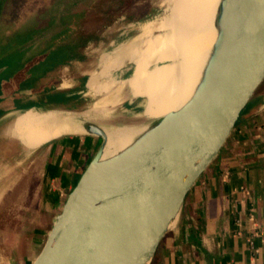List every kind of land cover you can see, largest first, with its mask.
Masks as SVG:
<instances>
[{
    "label": "water",
    "instance_id": "1",
    "mask_svg": "<svg viewBox=\"0 0 264 264\" xmlns=\"http://www.w3.org/2000/svg\"><path fill=\"white\" fill-rule=\"evenodd\" d=\"M216 22L218 36L203 79L181 107L150 183L126 209L125 186L151 133L147 129L103 158L106 130L82 121L86 133L102 137V143L31 264H164L180 239L174 230L191 231L203 212L189 208L196 187L225 177L253 108L259 99L264 103V90L259 91L264 84V0H222ZM5 68L1 65L0 73Z\"/></svg>",
    "mask_w": 264,
    "mask_h": 264
},
{
    "label": "crops",
    "instance_id": "2",
    "mask_svg": "<svg viewBox=\"0 0 264 264\" xmlns=\"http://www.w3.org/2000/svg\"><path fill=\"white\" fill-rule=\"evenodd\" d=\"M67 2L68 0H0V45H7L8 39L16 32L38 30L25 44L33 48L40 31L50 29L51 24L55 23L59 24V31L52 37L74 30L72 23L68 22V16L80 15L83 10L76 8L69 10ZM115 25L116 20L109 24L107 32L113 31ZM118 29L119 36L124 29L121 30V26H118ZM93 38L92 34L86 43H82L80 35L79 43L69 42L75 44V47L67 62L55 65L53 69L33 80L31 86L20 89L15 95L0 98V104L5 100L12 102L10 107L0 108V112L4 111L0 118V191L18 188L22 181L20 168L26 163V158L30 157L32 166L36 168V174L38 173L36 188L44 191L42 202L38 204L40 216L48 222L54 220L68 192L75 186L89 163L91 158L87 159V154L95 149V142L89 133L82 134L86 132L83 130L59 135L37 149L29 150L12 133L13 115L27 107L76 112L88 109L92 101L88 79L92 72L101 75L104 83L102 92L107 91L108 84L105 82L108 78L114 83H119V79H116L117 72H121L129 59L125 58L119 66L109 65L108 67L112 68L110 75L106 74L107 71L102 72V58L116 46L103 52L104 55L101 52L97 56L96 64H92L95 55L89 52L86 45ZM117 38H113L112 41H116ZM124 42L121 40L119 43ZM69 43H50L40 50L28 52L27 55ZM79 45L82 47L80 51L77 49ZM78 69L81 70L79 74L72 72ZM119 88L120 85L117 92ZM92 103L94 104V101ZM252 115L245 125L239 147L237 146L233 155L229 156L230 164L225 177L217 183L208 179L206 183L196 187L189 208L193 209L192 212L201 208L202 215L187 234L182 233L181 227L174 230V236L180 239L164 264H264L262 101L253 108ZM249 237L254 239L253 247L249 245Z\"/></svg>",
    "mask_w": 264,
    "mask_h": 264
},
{
    "label": "bare ground",
    "instance_id": "3",
    "mask_svg": "<svg viewBox=\"0 0 264 264\" xmlns=\"http://www.w3.org/2000/svg\"><path fill=\"white\" fill-rule=\"evenodd\" d=\"M167 2L170 10L165 17L146 21L138 35L116 46L104 55L102 62L107 66H119L125 58L134 61V70L121 79L118 93L127 86L130 88L129 109L142 107L146 122L114 126L103 123L96 113L101 111L104 115L107 112L104 104L99 103L81 112L27 107L13 115L12 133L29 150H35L59 135L85 130L82 121L99 123L103 127L110 125L103 158L123 150L148 129L151 142L125 186L124 209L136 201L150 183L165 154L181 107L203 79L218 36L216 19L222 0ZM137 20L131 19L129 24ZM103 84L101 75L92 72L88 80L90 92L102 93Z\"/></svg>",
    "mask_w": 264,
    "mask_h": 264
},
{
    "label": "rangeland",
    "instance_id": "4",
    "mask_svg": "<svg viewBox=\"0 0 264 264\" xmlns=\"http://www.w3.org/2000/svg\"><path fill=\"white\" fill-rule=\"evenodd\" d=\"M67 8L69 10L73 8L83 10L80 15L68 16V22L69 24L72 23L74 30H68L60 36L52 37L59 31V24H51L50 29L40 31L33 48L29 52L40 50L49 46L50 43H79L81 33L87 32L94 35V38L86 46L89 47V52L95 55L92 58V64H96L97 56L101 52L112 50L113 47L120 44L121 40L126 42L132 39L142 31L146 21L160 20L170 10L167 0H68ZM131 19L138 20L127 27H123ZM114 20H116L115 29L107 32L109 24ZM118 26L122 27L121 30L124 29L119 36ZM113 38H117V40L113 42ZM81 48L79 45L77 49L80 51ZM134 67V61L129 60L122 67L121 72H117L118 77L116 79H119V83H114L108 78L105 82L108 84L106 86L107 91L100 94L89 93L92 101L88 108L97 103L104 104L107 113L101 115V111L98 112V118L101 122H106L112 126L118 123L137 124L146 122L147 117L143 114L142 107L135 110L129 109L132 98L130 88L127 86L123 93L117 92L121 79L131 75ZM101 68L102 72L108 71L107 73L110 75L111 67L101 62ZM72 72L79 74L81 70ZM261 90H264V84L260 87L259 91ZM11 104L10 100H5L0 104V108H8ZM2 112L4 111L0 113ZM110 125H104L106 132L109 131ZM82 134H86V132ZM90 135L95 142L96 150L92 149L88 152L87 159L92 158L102 143V137L96 134ZM20 169L22 181L18 184V188L0 191V264H31L40 252L52 224L40 216V205L38 204L42 202L44 191L36 188L38 173L36 174V168L32 166L30 157L26 158V163Z\"/></svg>",
    "mask_w": 264,
    "mask_h": 264
},
{
    "label": "trees",
    "instance_id": "5",
    "mask_svg": "<svg viewBox=\"0 0 264 264\" xmlns=\"http://www.w3.org/2000/svg\"><path fill=\"white\" fill-rule=\"evenodd\" d=\"M38 30L16 32L10 37L7 45H0V66L6 68L0 73V98L15 95L20 89L31 86L33 80L55 65L65 63L75 44L69 43L56 48H48L33 55H27L30 47L25 44L30 41ZM92 34L83 32L82 43H86ZM259 99L258 102H260Z\"/></svg>",
    "mask_w": 264,
    "mask_h": 264
},
{
    "label": "built area",
    "instance_id": "6",
    "mask_svg": "<svg viewBox=\"0 0 264 264\" xmlns=\"http://www.w3.org/2000/svg\"><path fill=\"white\" fill-rule=\"evenodd\" d=\"M237 221V220H236ZM238 223V222H237ZM238 225H239V223H238ZM239 227H240V225H239ZM248 242H249V245L251 246V247H253L254 246V239L252 238V237H249L248 238Z\"/></svg>",
    "mask_w": 264,
    "mask_h": 264
}]
</instances>
